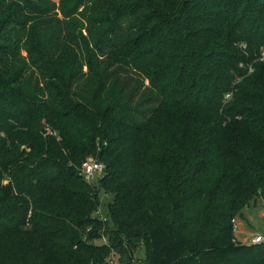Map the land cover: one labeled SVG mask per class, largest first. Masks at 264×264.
Returning <instances> with one entry per match:
<instances>
[{"label": "trees", "instance_id": "1", "mask_svg": "<svg viewBox=\"0 0 264 264\" xmlns=\"http://www.w3.org/2000/svg\"><path fill=\"white\" fill-rule=\"evenodd\" d=\"M257 199L264 0H0V264H264Z\"/></svg>", "mask_w": 264, "mask_h": 264}, {"label": "rangeland", "instance_id": "2", "mask_svg": "<svg viewBox=\"0 0 264 264\" xmlns=\"http://www.w3.org/2000/svg\"><path fill=\"white\" fill-rule=\"evenodd\" d=\"M57 1V0H55ZM92 183H96L95 181ZM112 198V194L104 193L103 190L98 191V208L102 214L107 212V202ZM242 215L236 216L234 224V236L236 240L246 242L256 231L264 235V207L260 199L256 201L251 200L249 204L245 205L242 209ZM101 240H96V243ZM137 255L142 254V249L139 248L136 252Z\"/></svg>", "mask_w": 264, "mask_h": 264}, {"label": "built area", "instance_id": "3", "mask_svg": "<svg viewBox=\"0 0 264 264\" xmlns=\"http://www.w3.org/2000/svg\"><path fill=\"white\" fill-rule=\"evenodd\" d=\"M248 70H251V68L249 67ZM225 96L228 97L229 93H226ZM104 168H105V166H104V163L102 161L97 159L95 156L87 155L81 164L80 173L86 181H88V182L93 181L94 182L103 175ZM263 207H264V204H263ZM94 215L98 216L102 221L106 220L105 214H102L98 207L94 211ZM233 223H234V220H233ZM235 227H236V225L234 224V229H235ZM100 240L103 243L107 242V237L104 233H101ZM262 240H264V235L259 233V234L251 236L248 239V241H246V242L247 243H256V242H260ZM109 264H117V263L115 260L110 259Z\"/></svg>", "mask_w": 264, "mask_h": 264}, {"label": "crops", "instance_id": "4", "mask_svg": "<svg viewBox=\"0 0 264 264\" xmlns=\"http://www.w3.org/2000/svg\"><path fill=\"white\" fill-rule=\"evenodd\" d=\"M259 233H260V232H257V231H256L253 235H256V234H259ZM260 234H261V233H260ZM253 235H251V236H253ZM251 236H250V237H251Z\"/></svg>", "mask_w": 264, "mask_h": 264}]
</instances>
